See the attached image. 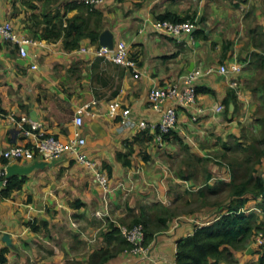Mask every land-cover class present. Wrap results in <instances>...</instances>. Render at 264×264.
<instances>
[{
    "label": "crops",
    "instance_id": "obj_1",
    "mask_svg": "<svg viewBox=\"0 0 264 264\" xmlns=\"http://www.w3.org/2000/svg\"><path fill=\"white\" fill-rule=\"evenodd\" d=\"M72 3L81 0H0V21L9 22L19 39L31 41L22 58L18 44L0 38V169L6 149L28 144L10 115L28 117L42 131L66 140L75 130L76 110L95 103L96 117H85L81 128L85 152L108 174L113 191L107 205L93 172L70 156L37 159L46 166L27 175L21 190L9 197L0 192V251L7 248L5 233L17 246L5 264H89L102 252L113 255L105 264H175L177 241L193 233L194 219L203 221L190 211L192 199L206 185L231 182L226 160L239 150L238 143L251 142L261 131L264 0H104L94 8L102 13L101 28L129 45L136 71L98 57L99 42L84 39L79 49L68 51L62 37L41 38L44 28L66 26L83 13L71 9ZM167 14L188 18L195 31L181 43L156 32L153 22ZM223 64L243 67L236 74L199 79L196 88L206 91L197 93L198 103L210 111L193 121L192 110L178 108V126L160 148L153 128L160 114L149 103V91L183 84L198 67ZM115 102L131 110L134 125L122 126L120 117H111L109 107ZM219 105L225 109L217 114L213 110ZM144 121L149 127L141 130ZM118 153L130 154L131 165L124 166ZM257 169L258 175L264 173ZM207 196L204 209L216 211L214 219L226 212L227 191ZM249 198L246 208H264V200ZM166 214L167 228H157V218ZM143 216L155 227L147 242L151 259L120 251L116 241L108 244L102 236L110 223L130 227ZM35 219L42 224L37 232L28 226ZM258 258L252 241L234 252L236 264H253Z\"/></svg>",
    "mask_w": 264,
    "mask_h": 264
},
{
    "label": "built area",
    "instance_id": "obj_2",
    "mask_svg": "<svg viewBox=\"0 0 264 264\" xmlns=\"http://www.w3.org/2000/svg\"><path fill=\"white\" fill-rule=\"evenodd\" d=\"M103 2L104 0H81L82 4L91 7H96ZM152 25L156 32L171 36L175 38L178 43L182 42L184 35H191L195 31V24L190 20L185 22L156 20ZM0 38L18 44L19 53L22 58L28 56V50L25 46L30 44L31 41L19 39L18 35L13 30V26L9 22L0 21ZM84 50L85 49H82V51ZM96 55L116 65L131 68L134 71L137 69V60L131 56L129 45L124 40L117 41L113 50L107 47H99ZM242 67L243 66L240 64H235L231 67L223 64L218 68L198 67L184 77L183 84L172 83L164 87H153L149 91L148 100L152 109L160 114L159 123L153 126V128H155L154 137L156 144L160 148H163L166 143L165 137L173 130H176L179 123L178 108L192 110L193 121H197L201 115L210 111V109H206L198 103L196 82L199 79L214 73L224 76L236 74L242 70ZM32 68L36 69L37 66L34 65ZM94 104L79 107L76 110V116L74 118L75 130L66 140H62L61 138L42 131L41 126L38 123L30 121L28 117L17 118L13 114L10 115V118L17 123L20 133L25 140L28 141V144L13 145L2 153L3 159L6 160L8 164L0 169V192L3 188L7 187L8 184V165L14 162L34 163L38 157L41 158L40 160L49 162L60 160L63 156H70L75 162L93 172L94 180L103 190V197L108 205V196L113 191L110 187L108 174L99 167L97 162L89 158L86 154L85 147L87 142L81 132L85 117H96V113L92 110V105ZM224 109L225 107L223 105H219L212 110L220 114ZM109 113L113 118L120 117L122 126L130 127V125H134V121L131 119V110L129 108H122L118 102L110 104ZM148 127L149 124L145 121L139 124L141 130H146ZM250 211L257 212L260 215L259 223L261 229L255 233L252 242L258 250H262L264 249V208H253ZM97 215L100 217L105 216L100 213H97ZM118 228L120 229L121 235L131 245V247L126 250L127 253L151 259V247L147 243L146 229L143 224H136L132 227L121 225Z\"/></svg>",
    "mask_w": 264,
    "mask_h": 264
},
{
    "label": "trees",
    "instance_id": "obj_3",
    "mask_svg": "<svg viewBox=\"0 0 264 264\" xmlns=\"http://www.w3.org/2000/svg\"><path fill=\"white\" fill-rule=\"evenodd\" d=\"M85 4L72 3L69 5L71 9L80 8L83 13L67 20V25L62 23L53 25L51 28L43 29L41 38L43 39H64L65 49L68 51L77 50L84 39L90 40L92 43H97L99 35L103 31L101 28L102 13L94 9L95 7L83 6ZM85 9H82V8ZM92 20L94 25H92ZM159 20H169L172 22H185L188 18L175 17L167 14L159 18ZM47 23L51 24V21ZM264 86V83H263ZM197 93L206 91L203 88H196ZM208 91V90H207ZM260 136L256 135L251 143H238L239 150L244 152L246 156L242 161L235 160L236 158H228L232 172V180L229 183H218L214 186H208L199 190V195L202 198L206 197V192L213 195L220 194L222 191H229L230 204L226 212H221L220 215L209 221H202L196 224L193 233L183 237L177 241V251L175 255V264H236L234 252L239 249H244V244L248 241H253L255 230L260 228L259 220L254 211L246 208L252 195L253 199L264 200V173L257 174V165L264 159V119L261 123ZM173 130L165 137V142L174 134ZM130 154L118 153V160L124 166H130ZM74 161V160H73ZM75 162V161H74ZM8 162L5 160V165ZM111 175V169H109ZM244 173V175H243ZM27 176H13L9 178L7 187L1 190L4 197H9L14 191L21 190L26 182ZM192 213L194 210L191 211ZM170 219L167 214L165 217L159 215L157 218V228H167ZM143 224L146 229L147 242L153 238V230L150 218L145 216L135 219L132 223ZM42 225V224H41ZM41 225H38L37 220H31L28 223L29 228L33 232H37ZM46 226L45 223H43ZM130 226V227H132ZM156 230V229H155ZM105 241L110 244L116 241L119 245L118 249L123 251L129 249L131 245L125 238L122 237L120 229L113 223L108 226V232H102ZM10 248H4L0 251V264L7 262V254ZM95 254L89 264H105L113 255ZM253 264H264V249L259 250V258Z\"/></svg>",
    "mask_w": 264,
    "mask_h": 264
},
{
    "label": "water",
    "instance_id": "obj_4",
    "mask_svg": "<svg viewBox=\"0 0 264 264\" xmlns=\"http://www.w3.org/2000/svg\"><path fill=\"white\" fill-rule=\"evenodd\" d=\"M98 42L100 47H107L110 50H113L115 47L116 40L113 32H111L109 29H105L100 33ZM45 166V162L38 161H35L29 166H21L17 163L11 164L7 166V178L9 179L16 175L20 177L27 176L31 174L34 170L44 168ZM3 242L8 248L12 250H17V246L13 243V239L9 233H5L3 235Z\"/></svg>",
    "mask_w": 264,
    "mask_h": 264
},
{
    "label": "rangeland",
    "instance_id": "obj_5",
    "mask_svg": "<svg viewBox=\"0 0 264 264\" xmlns=\"http://www.w3.org/2000/svg\"><path fill=\"white\" fill-rule=\"evenodd\" d=\"M184 36H188V35H184ZM183 39V38H182ZM261 134H259L258 136H260ZM62 140H64V139H62ZM254 141V139H252V141L251 142H253ZM251 142H248V143H251ZM232 156H230V158H232V159H234V158H236L235 160H239V161H242L243 159H244V157L246 156V154H244V152H242L241 150H238V151H236V149H234L233 150V153L231 154ZM38 159H41V158H39L38 157ZM226 164L227 165H229L230 164V162H229V160L227 159L226 160ZM258 166V168H259V173H262L263 171H264V164H263V162H262V165H261V163L259 164V165H257ZM260 166V167H259ZM257 169V168H256ZM257 171H258V169H257ZM243 175H244V173H243ZM200 182V181H199ZM203 183H204V180H203ZM207 193V192H206ZM227 193H230L229 191H227ZM196 196H197V199H195V202H193L194 201V199H192V203L190 204L191 206V208L193 209L194 208V206H196V209H193V210H196V211H194V212H197V213H199V215L197 214V217H199V218H201L203 221H209V220H213L214 218H215V212L216 211H212L211 212V210L209 211V210H205L204 209V207L206 206L205 204H206V202L208 201H210V196H207V194H206V197L205 198H202L200 195H199V192H197L196 193ZM215 199H216V196L214 197ZM229 199H231L230 198V196H229ZM217 200H219V199H217ZM259 208H260V206H258ZM262 207V206H261ZM192 209L190 210V211H192ZM189 210L187 209V211L186 212H188ZM193 212V213H194ZM210 212V213H209ZM222 212V211H221ZM221 212H218L219 214L221 213ZM223 213V212H222ZM255 214H256V216H257V218H258V220H259V222H260V215L257 213V212H255ZM259 229H261V228H259ZM259 229H257V230H255V233L259 230ZM123 237V236H122ZM124 238V237H123ZM251 242V240L250 241H248V242H246L245 244H244V249H247L248 248V245H249V243ZM244 249H239L238 251H244ZM238 251H236V252H238ZM31 259H29L28 261H30ZM236 260V259H235ZM72 263H73V261H71ZM239 263V262H238Z\"/></svg>",
    "mask_w": 264,
    "mask_h": 264
}]
</instances>
